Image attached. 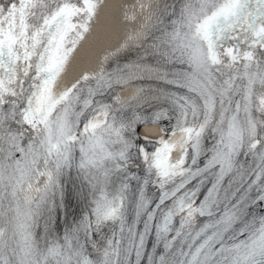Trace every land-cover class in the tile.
I'll return each mask as SVG.
<instances>
[{
  "label": "snow or ice",
  "instance_id": "obj_1",
  "mask_svg": "<svg viewBox=\"0 0 264 264\" xmlns=\"http://www.w3.org/2000/svg\"><path fill=\"white\" fill-rule=\"evenodd\" d=\"M0 264H264V0H0Z\"/></svg>",
  "mask_w": 264,
  "mask_h": 264
}]
</instances>
